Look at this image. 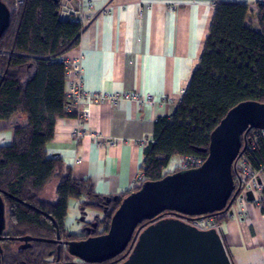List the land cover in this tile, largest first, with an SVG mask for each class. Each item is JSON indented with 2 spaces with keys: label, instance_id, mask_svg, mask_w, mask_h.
<instances>
[{
  "label": "trees",
  "instance_id": "16d2710c",
  "mask_svg": "<svg viewBox=\"0 0 264 264\" xmlns=\"http://www.w3.org/2000/svg\"><path fill=\"white\" fill-rule=\"evenodd\" d=\"M14 1L1 0L9 11V22L0 37V121L8 123L13 142L0 147L5 219L1 236L6 239L0 246V264H52L57 243L30 242L19 249L12 244L22 237L54 241L59 234L67 241H81L101 236L120 201L132 192L107 203L93 193L89 181L74 180L61 160L47 158L55 121L75 115L66 111L71 102L61 59L78 45L83 25L74 15L61 19L59 0H21L17 5ZM244 102L264 103V2L253 6L218 3L201 57L174 113L154 123L153 141L142 151V181L133 192L143 183L178 172H165L175 157L205 160L212 131ZM242 146L254 166L264 161V144L252 143L250 132L242 138ZM231 173L238 185L233 168ZM51 185L53 198L42 201ZM70 201L101 212L79 235L71 234L65 225ZM226 216L224 212L205 219L217 227ZM92 224L96 229H89ZM63 253L66 249L61 248ZM118 257L106 263L116 264Z\"/></svg>",
  "mask_w": 264,
  "mask_h": 264
},
{
  "label": "crops",
  "instance_id": "0c3cea01",
  "mask_svg": "<svg viewBox=\"0 0 264 264\" xmlns=\"http://www.w3.org/2000/svg\"><path fill=\"white\" fill-rule=\"evenodd\" d=\"M210 2L85 0L79 6L83 30L78 45L62 59L79 62L82 86L88 93L152 96L155 105L140 107L121 102L93 107L83 125L85 136L77 141L72 137L76 116L57 119L52 140L46 146L47 158L61 160L74 180L89 181L99 198L130 192L136 186L142 151L153 141L156 119L174 113L201 57L215 9ZM261 2L264 0H220L248 6ZM12 142L8 123L0 121V147ZM173 159L177 163L180 157ZM169 165L166 173L174 168ZM262 183L264 186V177ZM71 202L65 220L67 229L75 223L69 218ZM95 218L83 219L82 225ZM215 228L233 264H264L261 209L247 201L234 204L230 215Z\"/></svg>",
  "mask_w": 264,
  "mask_h": 264
},
{
  "label": "water",
  "instance_id": "95a60500",
  "mask_svg": "<svg viewBox=\"0 0 264 264\" xmlns=\"http://www.w3.org/2000/svg\"><path fill=\"white\" fill-rule=\"evenodd\" d=\"M60 5L61 19L74 15L79 20L77 0H61ZM8 22L9 11L0 0V37ZM250 130L264 131V103L244 102L232 108L210 134L207 157L200 167L143 183L120 201L101 236L61 242L57 234L54 241L30 237L16 241L59 243L53 264H59L61 245L66 247L65 260L73 258L79 264H103L122 254L118 264H233L218 229L200 230L190 223L231 213L240 191L232 167L245 151L242 138ZM115 199L105 198V202ZM246 201H252L250 192ZM164 214L169 216L163 218ZM4 228L0 198V242L6 240L1 236ZM89 229H96V224Z\"/></svg>",
  "mask_w": 264,
  "mask_h": 264
},
{
  "label": "built area",
  "instance_id": "2783aa9c",
  "mask_svg": "<svg viewBox=\"0 0 264 264\" xmlns=\"http://www.w3.org/2000/svg\"><path fill=\"white\" fill-rule=\"evenodd\" d=\"M21 0H15V5L20 4ZM61 1V0H59ZM79 6L83 5L85 0H77ZM211 6L215 7L220 0H211ZM92 9V6H89ZM65 69V90L68 98L70 99L71 105L67 107V113H74L77 120V126L72 134L74 140L82 139L85 136L83 125L86 123L91 116V109L96 106L110 104L115 106L121 102H131L138 106L149 105L153 107L155 105L152 96L140 97L135 93H115L99 95L97 93H88L83 89L82 81L80 78V64L77 61H69L61 59ZM250 139L252 143L262 141L264 144V131L261 130H250ZM182 160L183 170L195 169L200 167L204 160L196 157H180ZM233 170L238 184L240 185V191L236 197L234 204H242L246 201V194L250 192L252 194L251 203L258 209L262 208V192L264 186L262 178L264 177V161L254 166L244 155V152L235 160L233 164ZM142 177L138 175L136 177V185L140 184ZM136 187V186H135ZM135 187L130 189L134 191ZM232 209V208H231ZM231 211V210H230ZM230 213H227L229 216ZM193 227L206 230L209 228H215L212 224V220L204 219L200 221H194L190 223Z\"/></svg>",
  "mask_w": 264,
  "mask_h": 264
},
{
  "label": "rangeland",
  "instance_id": "374dc122",
  "mask_svg": "<svg viewBox=\"0 0 264 264\" xmlns=\"http://www.w3.org/2000/svg\"><path fill=\"white\" fill-rule=\"evenodd\" d=\"M176 163V159L171 160L170 162V167L174 168L172 169L171 172H173L174 170H178L181 171L183 170V164H182V160H177ZM170 172V173H171ZM53 194H54V185L49 186L46 191L44 192V194L41 196V200L42 201H49L53 198ZM72 207H70V216L69 218L71 220H75V223L72 224V226L70 225L68 231L71 234H75L77 235V233H84L85 231V227L82 225V221H84L83 219H88L91 217H101V212L100 211H94V210H90V209H82L78 202H71ZM233 207V206H232ZM93 223V222H92ZM67 228V227H66ZM13 248H17V244H13L12 245Z\"/></svg>",
  "mask_w": 264,
  "mask_h": 264
},
{
  "label": "flooded vegetation",
  "instance_id": "af4514ba",
  "mask_svg": "<svg viewBox=\"0 0 264 264\" xmlns=\"http://www.w3.org/2000/svg\"><path fill=\"white\" fill-rule=\"evenodd\" d=\"M169 215H167V214H164L162 217L164 218V217H168ZM60 241L61 242H63V241H67V240H64V239H60ZM15 244H17V248L19 249L20 247H25V243L24 242H19V241H15L14 242ZM13 243V244H14ZM12 244V245H13ZM58 244L59 243H57V246H58ZM2 245H3V241H1L0 242V246L2 247ZM61 248H63V249H66V247H64V246H60V249ZM123 255V254H122ZM121 255V256H122ZM65 256H66V253L64 254H62V255H60V250L58 251V257H59V260H58V263L59 264H68V263H74V264H79V262L77 261V260H75V259H71V260H69L70 262H68V261H66L65 260ZM121 256L120 257H118L116 260H114V262H116V264H118V263H120V262H117L120 258H121ZM56 258H57V253H56ZM56 260V259H55ZM53 264V263H52ZM103 264H110V263H103Z\"/></svg>",
  "mask_w": 264,
  "mask_h": 264
}]
</instances>
